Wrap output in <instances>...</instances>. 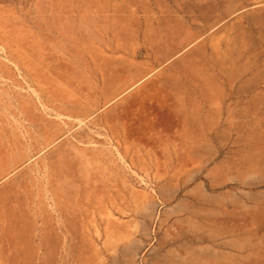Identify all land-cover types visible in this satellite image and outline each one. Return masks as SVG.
I'll return each mask as SVG.
<instances>
[{"label":"rangeland","instance_id":"374dc122","mask_svg":"<svg viewBox=\"0 0 264 264\" xmlns=\"http://www.w3.org/2000/svg\"><path fill=\"white\" fill-rule=\"evenodd\" d=\"M0 264H264V0H0Z\"/></svg>","mask_w":264,"mask_h":264}]
</instances>
